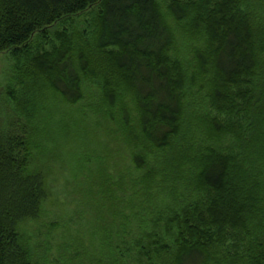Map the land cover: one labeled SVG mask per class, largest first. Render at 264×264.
<instances>
[{
	"label": "trees",
	"instance_id": "obj_1",
	"mask_svg": "<svg viewBox=\"0 0 264 264\" xmlns=\"http://www.w3.org/2000/svg\"><path fill=\"white\" fill-rule=\"evenodd\" d=\"M163 1L0 0V55L16 58L0 108V264H40L19 231L49 198L31 169L36 122L53 100L87 98L134 167L102 175L113 208L118 188L131 196L110 264H264V0ZM88 14L90 29L38 44Z\"/></svg>",
	"mask_w": 264,
	"mask_h": 264
},
{
	"label": "rangeland",
	"instance_id": "obj_2",
	"mask_svg": "<svg viewBox=\"0 0 264 264\" xmlns=\"http://www.w3.org/2000/svg\"><path fill=\"white\" fill-rule=\"evenodd\" d=\"M171 1L162 3L166 6ZM90 19L88 14L81 22L62 23L46 38L38 39V44L44 51H51L57 32H84L90 29ZM15 67L12 54L0 55V108H6V91ZM91 105L89 98L76 106L53 100L36 122L43 138L31 169L45 175L49 198L43 216L23 223L19 231L28 239L40 264H110L106 241L110 233L116 238L121 232L120 216H114L118 211L128 212L130 192L125 194L118 188L115 203L119 206L115 209L100 187L103 174L114 176L115 182L129 176V170L134 169L130 151L114 127L92 111Z\"/></svg>",
	"mask_w": 264,
	"mask_h": 264
}]
</instances>
